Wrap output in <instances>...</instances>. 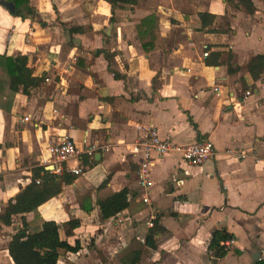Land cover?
I'll return each instance as SVG.
<instances>
[{
  "label": "crops",
  "instance_id": "crops-1",
  "mask_svg": "<svg viewBox=\"0 0 264 264\" xmlns=\"http://www.w3.org/2000/svg\"><path fill=\"white\" fill-rule=\"evenodd\" d=\"M250 1L253 14L226 0H138L114 10L104 0H29L34 14L21 19L0 0V58L24 57L34 76H46L30 96L11 93L0 59V214L31 170L45 168L49 140L108 147L83 155L95 164L81 159L82 173L59 195L0 223V264H13L7 247L22 219L29 230L79 222L69 237L61 227V240L78 250L61 251L58 264H263L264 69L253 79L248 66L264 58V0ZM199 14L212 24L201 29ZM151 15L156 48L143 47L136 32ZM146 126L179 145L208 139L215 150L201 166L157 159L151 208L141 201L138 158L125 150ZM105 180L112 192L128 191L129 207L101 221L95 192ZM219 229L233 238L213 260L207 247Z\"/></svg>",
  "mask_w": 264,
  "mask_h": 264
},
{
  "label": "trees",
  "instance_id": "trees-1",
  "mask_svg": "<svg viewBox=\"0 0 264 264\" xmlns=\"http://www.w3.org/2000/svg\"><path fill=\"white\" fill-rule=\"evenodd\" d=\"M111 10L122 8L123 6H135L138 0H104ZM227 3L241 7L245 13L253 14L254 7L250 0H226ZM11 7V16L25 19L32 17L33 8L29 5V0H4ZM201 29L211 25L214 17L206 14L198 15ZM208 20V21H207ZM212 32V30H208ZM137 36L143 47L151 46L156 48L160 44L159 28L157 19L154 16H148L142 19L136 26ZM97 53H101L98 51ZM1 59V65L7 76V89L11 93L30 96L31 92L43 87L46 82V76H34L31 68L27 66V61L21 56H4ZM262 56L254 57L248 71L253 79L263 71ZM115 79H119L116 73H113ZM81 165L91 167L95 164L94 160L88 161L86 156H82ZM77 176L63 171L60 175H53L42 166H37L31 170V181L19 193L10 200L3 213L0 214V223L3 226H10L12 218L34 212L45 202L56 197L61 193L62 186L72 184ZM37 181V182H36ZM105 180L96 189L95 205L99 211L101 221L114 218L119 213L129 207L128 191L123 189L119 192H112L107 189ZM90 212L91 209H85ZM22 219V218H21ZM15 234L11 237L7 247L8 255L13 264H58L60 252H76L78 244L71 247L65 240H61L59 231L64 227V235L71 236L72 231L79 227L77 220L71 219L65 225L59 226L53 221H45L37 230H29L24 222ZM232 235L225 230L219 229L212 232L208 251L212 254L213 260H220L225 257L227 250L224 243L232 240ZM146 246L153 247L152 235L147 236Z\"/></svg>",
  "mask_w": 264,
  "mask_h": 264
},
{
  "label": "built area",
  "instance_id": "built-area-1",
  "mask_svg": "<svg viewBox=\"0 0 264 264\" xmlns=\"http://www.w3.org/2000/svg\"><path fill=\"white\" fill-rule=\"evenodd\" d=\"M207 54H204L206 56ZM251 93L245 92L244 98H247ZM28 118H25L27 121ZM142 136L136 138L132 143L125 147L128 154L138 158L137 180L143 195L142 203L151 208V200L149 199L148 191L150 186V173L157 159L169 155H178L180 159L191 166H201L214 157V146L208 139L197 140L189 144H175L160 137L157 130L153 127L146 126L140 129ZM108 151L106 146H88L80 150L75 142L67 135L60 136L56 140H49L46 144L47 159L43 162L45 169L53 175H60L63 171L80 175L81 169L78 168L79 161L83 155L92 158L97 149ZM75 162L76 166L71 168L69 162ZM37 182V181H36ZM147 228H152L153 217H149L145 222ZM138 241L144 243V238H137ZM231 241L224 243V248L230 247ZM259 261L264 264V247L259 251Z\"/></svg>",
  "mask_w": 264,
  "mask_h": 264
},
{
  "label": "rangeland",
  "instance_id": "rangeland-1",
  "mask_svg": "<svg viewBox=\"0 0 264 264\" xmlns=\"http://www.w3.org/2000/svg\"><path fill=\"white\" fill-rule=\"evenodd\" d=\"M138 246L137 245H134V248H137Z\"/></svg>",
  "mask_w": 264,
  "mask_h": 264
},
{
  "label": "water",
  "instance_id": "water-1",
  "mask_svg": "<svg viewBox=\"0 0 264 264\" xmlns=\"http://www.w3.org/2000/svg\"><path fill=\"white\" fill-rule=\"evenodd\" d=\"M11 8V7H10Z\"/></svg>",
  "mask_w": 264,
  "mask_h": 264
}]
</instances>
